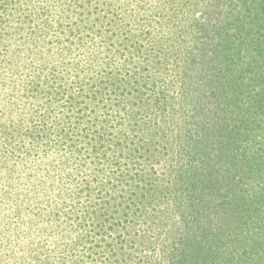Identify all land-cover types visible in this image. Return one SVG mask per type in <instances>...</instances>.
I'll return each mask as SVG.
<instances>
[{
  "label": "trees",
  "instance_id": "obj_1",
  "mask_svg": "<svg viewBox=\"0 0 264 264\" xmlns=\"http://www.w3.org/2000/svg\"><path fill=\"white\" fill-rule=\"evenodd\" d=\"M51 1L0 0V75L60 107L56 147L80 177L52 183L66 224L84 226L67 204L80 192L95 236L109 232L94 264H264V0ZM6 119L14 169L47 133ZM78 246L64 264L85 262Z\"/></svg>",
  "mask_w": 264,
  "mask_h": 264
},
{
  "label": "rangeland",
  "instance_id": "obj_2",
  "mask_svg": "<svg viewBox=\"0 0 264 264\" xmlns=\"http://www.w3.org/2000/svg\"><path fill=\"white\" fill-rule=\"evenodd\" d=\"M59 1L53 0L47 4L58 6ZM132 1L134 0H114L115 4H121V6L130 4ZM61 2L64 3V0ZM20 79H22L20 74L13 75L12 79L7 72L0 75V118L2 120L7 118V123L10 119H16L22 125L28 124L30 129L33 126L43 127L47 133V145L41 142H38V145L31 144L30 150L33 149L31 162L22 161L18 168L11 169L0 164V209L8 208L5 215H1L3 219H0V245L2 254L6 258L5 262L6 264H28L29 260L37 257L38 262L32 261L31 264L41 262L64 264L65 250L70 243H75L79 245L74 251L78 259L83 257L85 261L83 264H94L100 258H104V255H100L102 254L100 247L110 240L109 232L104 233L102 237L95 236V231L91 230L89 225L91 214H85L82 211L88 202L85 203L86 199L78 197L80 192L78 194L74 192L73 201L67 204L82 206L81 209L77 208V211L84 226L76 225L77 228H74L72 223L66 224L67 215H64V212L69 205L64 209L66 199L59 200V194L52 183L58 184L59 180L63 183L61 176L68 172L80 177L77 174L78 163L69 153L65 154L66 149L60 152L56 147L58 136L54 131L57 125L54 123L56 112L53 110L60 107L54 103L50 95H47L49 93L45 85L34 84L39 90V92H33L36 96L19 97L25 93V84ZM22 80L29 81V79ZM11 96L14 98L3 101ZM60 115L57 120L64 123ZM79 125L84 126V124ZM17 141L13 140V144L16 145ZM18 145L22 149L19 147L17 149L25 150L21 140ZM3 150H6V144ZM33 155L34 159H32ZM19 192H22L23 196L19 197L20 209L14 216L12 205L10 208L8 205L11 200L18 199ZM56 206H60V209ZM55 211H59L60 215H54ZM57 224L60 225L57 226Z\"/></svg>",
  "mask_w": 264,
  "mask_h": 264
}]
</instances>
